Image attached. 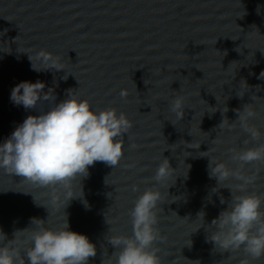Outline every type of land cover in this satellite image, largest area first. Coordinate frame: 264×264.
Wrapping results in <instances>:
<instances>
[{"label":"water","instance_id":"1","mask_svg":"<svg viewBox=\"0 0 264 264\" xmlns=\"http://www.w3.org/2000/svg\"><path fill=\"white\" fill-rule=\"evenodd\" d=\"M41 52L59 57L65 69L32 70L29 57L41 67ZM261 71L264 0H0V141L27 115L50 106L13 105L11 88L22 80L43 81V91L52 88L56 102L71 89L92 108H115L132 122L118 165L95 162L80 181L89 209L80 198L64 208L69 228L96 246L88 264H108L115 249L107 238L131 234L128 213L139 194L132 188L153 187L151 177L163 157L178 175L190 168L187 179L177 176L174 185L160 188L164 199L156 228L162 239L155 246L161 264H242V251H215L204 227L189 232L200 223L198 212L208 224L231 198L229 189L220 188L207 199L216 184L207 173V156L227 161L226 149L244 139L239 128L220 129L221 112L210 114V107L223 111L225 100L223 115L232 121L236 109L253 102L259 113L253 123L264 131ZM241 80L248 90L237 97ZM178 95L187 103L180 122L169 111ZM255 167L248 166L249 174ZM259 168L256 188L264 193V165ZM23 179L0 171V231L8 239L30 227L34 217L55 226L58 214L50 202L59 189ZM251 264H264V258Z\"/></svg>","mask_w":264,"mask_h":264},{"label":"clouds","instance_id":"2","mask_svg":"<svg viewBox=\"0 0 264 264\" xmlns=\"http://www.w3.org/2000/svg\"><path fill=\"white\" fill-rule=\"evenodd\" d=\"M36 59L43 66L37 67L29 57L34 71L65 69L59 57L51 53L41 52ZM259 77L264 78V71ZM241 81L237 97H243L248 90L246 82ZM44 89L45 83L41 80H22L11 88L9 99L15 106L25 110L35 109L44 102L50 106L36 115H27L0 141V171L23 177V181L38 187L59 189L50 202L58 213L55 226L48 219L34 217L31 226L14 231L12 239L0 231V264H88L89 258L96 255V246L86 234L69 228L64 208L71 199L80 198L85 209H89L81 179L89 175L88 169L95 162L113 168L118 165L124 135L132 127L127 115L115 108L94 109L86 98L71 89L65 99L56 102L52 88L47 92ZM127 95L126 90H121L122 99ZM224 102L223 111L215 106L208 113L219 109L222 119L218 127L227 131L239 128L244 139L226 149L227 161L207 156L208 176L216 181L207 199L211 202V194L220 188L229 189L231 198L227 207L208 224L204 222V212H198L195 220L200 223L189 234L204 227L208 233L206 242L211 241L215 251L221 254L242 251L247 257L242 264H251L264 258V193L256 188L259 165H264V131L253 123L259 116L253 102L236 109L237 116L232 121L223 115L228 111ZM186 108L183 96L178 95L169 102V111L177 122L182 120ZM250 165L257 166L252 174H249ZM189 168L190 165L183 175H178L176 168L163 157L151 177L153 187L140 191L133 186L132 191L139 194L128 213L131 234L107 238L115 249L108 264H161L159 249L155 246L162 239L156 228L157 209L164 199L160 188L174 185L177 176L187 179ZM220 203H225L223 196ZM192 243L186 239L184 245L191 248Z\"/></svg>","mask_w":264,"mask_h":264}]
</instances>
